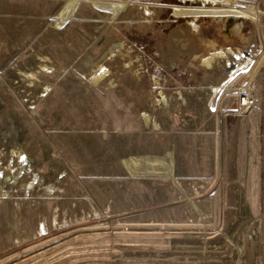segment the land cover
Here are the masks:
<instances>
[{"label":"rangeland","instance_id":"374dc122","mask_svg":"<svg viewBox=\"0 0 264 264\" xmlns=\"http://www.w3.org/2000/svg\"><path fill=\"white\" fill-rule=\"evenodd\" d=\"M62 1L0 0L2 133L10 119L18 129L0 132V264H264V53L235 74L189 68L201 51L189 23L200 18L179 0H142L149 18L132 5L114 22L85 2L60 27ZM239 1L264 10V0ZM198 25L204 39H219L211 18ZM117 43L131 66L107 59L112 80L87 84L85 60ZM41 64L47 71L35 73ZM230 76L238 79L216 103L236 108L244 85L254 103L223 116L221 131L212 97L153 106V81L170 96ZM143 113L159 133L144 128ZM12 148L25 160L14 186L46 184L53 198L9 187Z\"/></svg>","mask_w":264,"mask_h":264},{"label":"bare ground","instance_id":"6f19581e","mask_svg":"<svg viewBox=\"0 0 264 264\" xmlns=\"http://www.w3.org/2000/svg\"><path fill=\"white\" fill-rule=\"evenodd\" d=\"M62 2V7L59 9L57 15L53 19L54 23L59 25L60 27H66L67 25H69L72 22L76 11L85 2L95 3L98 7L100 14L108 15L109 20L112 22L116 21L132 5H138L140 7V10L142 11V15L145 18H149L152 11H150L151 5H149L151 2L149 1V4H147L144 3L142 0H64ZM247 4L239 0H179V6L177 7V9L196 12L194 15L197 18L199 17L200 19L201 16H203V18H211L213 27L219 38L218 40H210L207 38L204 39L201 36L202 28L200 25H198L200 19L198 21H196V19L191 21L189 23L190 32H192V34L195 33L198 37V46H201V51L200 54L194 55L193 58L190 60L188 66L189 68H197L199 70H205L212 73L228 72L235 74V69H238L241 63L246 61L249 65L248 69H250V66L254 63V57H256L258 53H264V10L261 9L260 4L257 2L252 3L251 7ZM206 12L208 13V15H206ZM245 21L247 22V24L251 23V26H253L254 29L253 33L243 34V29L245 28L244 25L246 23ZM253 39L257 41V45H254L252 43ZM254 47H256L255 53H253L252 50V48ZM121 50L122 53H120ZM125 50V46L122 43H117L107 48L103 54L101 53L102 56L98 61L94 62L91 61L92 59H86L84 62V66L89 69V74L85 77L86 83L92 86H98L103 82L109 83L110 80H112L110 79V75L112 73L109 72L103 64V62L107 59H113V57H120V60H123L126 58V60H124L122 63V67L123 69L129 68L132 64V60L131 58H129L130 56H128L130 55L128 51L130 49L126 51ZM124 51L125 53H123ZM37 60L40 63H44L45 61V59L42 57H39ZM46 71L47 67L41 64L37 71H35V73L41 74ZM21 74L24 78H27L31 81L32 78L35 76L34 73ZM237 79V76H230L228 80H225L223 84L219 86L208 85L206 88L199 90H174L170 94V96H165L164 93L160 90L162 86L161 83L158 84L156 81H153L154 86L153 91H151L152 94H154L152 96L154 100L153 106H155L156 109H167L169 108V102H171V99L173 98H175L176 101L185 103L186 105V102L184 100L185 96L200 97L201 95H204L212 97L213 104L211 105V111L214 114L218 115V130L221 131L223 116H242V113H246L251 108L252 103H254V100L249 94L250 92L248 90V85H244L243 87L238 88V93L235 94V99L237 100L236 108L225 109L222 107L221 104L216 103L220 98H222L223 95L226 94L227 90ZM111 84L112 83H110V85ZM3 105L4 102L2 98H0V132L1 136L4 139L8 134L12 132L17 133L18 129L15 123L10 119L8 120V123L11 128V131H4L2 133L3 129L1 111ZM140 118L142 125L145 129L156 133H159L162 130L157 120L152 118L151 115L143 113ZM222 143V138L220 136L219 145H217L219 157H221L223 151ZM11 159L14 162L11 166L12 160H10V164H8V167L9 170H12V172L7 177L10 188L14 189V191L16 192L23 191L25 195H29L30 193L33 194L35 192H41V199L43 200L53 198V195L57 193V191L53 192L51 190L52 186L48 187V185L46 184L36 185L34 186V189L32 188V191H30L28 187L33 184V181L28 182L27 186L23 184V182V186L20 185V182H18L14 186L17 174L19 173V171L22 170L25 160L23 157V153L20 150H16L15 148H12L11 150ZM14 159H17V162ZM1 177L3 178L4 176ZM195 186H192V190L193 192H198L199 188H196ZM50 193H52V195H50ZM53 221L54 223H56V219H54ZM45 231L46 228L43 223H41L37 232L39 233V235H41L45 233Z\"/></svg>","mask_w":264,"mask_h":264}]
</instances>
